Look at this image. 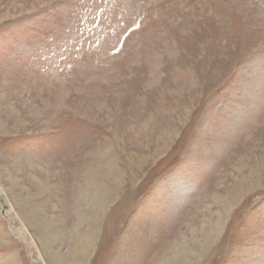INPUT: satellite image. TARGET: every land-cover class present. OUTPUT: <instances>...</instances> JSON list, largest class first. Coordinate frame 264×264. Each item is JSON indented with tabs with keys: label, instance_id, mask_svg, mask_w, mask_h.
<instances>
[{
	"label": "rangeland",
	"instance_id": "374dc122",
	"mask_svg": "<svg viewBox=\"0 0 264 264\" xmlns=\"http://www.w3.org/2000/svg\"><path fill=\"white\" fill-rule=\"evenodd\" d=\"M0 192V264H264V0H0Z\"/></svg>",
	"mask_w": 264,
	"mask_h": 264
},
{
	"label": "bare ground",
	"instance_id": "6f19581e",
	"mask_svg": "<svg viewBox=\"0 0 264 264\" xmlns=\"http://www.w3.org/2000/svg\"><path fill=\"white\" fill-rule=\"evenodd\" d=\"M1 192H2V191H1ZM1 192H0V193H1ZM3 201H4V200H3V197H1V194H0V202L3 204V206H5V203H4ZM11 209H12V208H11ZM11 209H9V211L7 212V214H8L9 216H10V214L12 213V212H11ZM16 219H17V218H16ZM12 220H13V219H12ZM13 222H14V221H13ZM176 257H177V256H176ZM174 259H176L175 261H177L179 258L177 257V258H174ZM170 261H171V260L168 259V260L166 261L165 264H169ZM175 261H174V262H175ZM178 261H179V260H178Z\"/></svg>",
	"mask_w": 264,
	"mask_h": 264
}]
</instances>
